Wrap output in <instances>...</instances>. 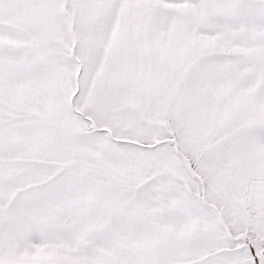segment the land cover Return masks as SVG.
<instances>
[{
  "label": "snow or ice",
  "instance_id": "1",
  "mask_svg": "<svg viewBox=\"0 0 264 264\" xmlns=\"http://www.w3.org/2000/svg\"><path fill=\"white\" fill-rule=\"evenodd\" d=\"M0 264H264V0H0Z\"/></svg>",
  "mask_w": 264,
  "mask_h": 264
}]
</instances>
